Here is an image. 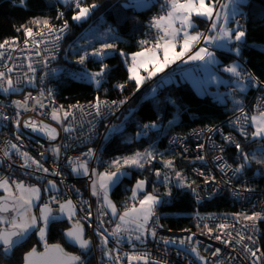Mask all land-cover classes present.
I'll use <instances>...</instances> for the list:
<instances>
[{
	"label": "snow or ice",
	"instance_id": "obj_1",
	"mask_svg": "<svg viewBox=\"0 0 264 264\" xmlns=\"http://www.w3.org/2000/svg\"><path fill=\"white\" fill-rule=\"evenodd\" d=\"M61 2L74 6V14L71 19L77 23L89 19L92 13L99 7L97 3L85 4L84 0H61ZM246 2L247 0H162L159 4L161 11L154 15L149 22L150 33H153L154 30V34H150L149 38L139 40L137 43L140 46V51L131 54V64L128 67L130 74L129 80H134L137 90H139L146 80L152 79L177 61L184 63L202 62L205 68L210 70L218 63L215 49H226L228 52L233 53L235 57L242 58V46L244 45L246 32L237 17L243 16L241 9L245 6ZM24 3L25 0H21V4ZM150 3L151 0H132L131 3L125 4L124 7H147ZM197 18L209 22L206 31L199 30V26L196 23ZM56 19L63 20V23L56 26L47 17L33 18L30 23L36 26V31L33 30L32 26L27 25H22L21 28L16 29L18 32L23 30L25 36L23 42L24 47L20 50H28L29 53L34 51L36 56L41 57L35 63L42 64L44 68L48 67L50 60L56 58L55 52L59 49L60 41L69 30V23L64 19V13L62 11L57 12ZM102 35L116 39L112 28H109ZM17 43V38L5 40L0 43V61H10L13 59L11 52L17 50ZM201 44L203 46L198 47ZM49 45H51V48H49ZM41 46H43L45 53L50 54L42 55ZM177 48H179V51H177ZM114 49H116V44L107 42L102 43L100 48H94L91 52H88L86 49L77 48L76 51L82 50V54L78 56L76 62L83 65L89 56H94L102 60L109 50ZM6 51L8 52L7 56H5ZM119 54L125 58V63H128L127 54L122 50L119 51ZM26 59L28 60L27 72L23 73L22 77L18 75L15 79L10 74L14 71L16 65L9 66L7 63L3 64L2 68H0V92L9 94L10 92L19 91L18 85L25 81L35 86V73L37 72V68L34 66L31 55L27 56ZM149 66H151L150 69ZM140 69H144L147 72V76H142L139 71ZM107 70L108 65L102 64L99 71L80 73L79 78H87L99 88ZM52 71L55 72L56 70L52 69ZM223 72L233 78L231 84L234 87L229 95L232 96L236 110L239 112V115L234 120H231L230 123L238 128L240 134L245 137L249 135L247 125L250 123L254 129L250 135L254 140L258 139L262 142L259 145V151L264 153V99L261 100V104L257 106L256 111L249 115L242 106V101L235 98L236 93H244L249 87H259L261 84H264V81H261L252 72L247 71L246 66H242L237 60H233L231 63L225 65ZM47 75L48 73L45 72L44 75L40 76V81L43 82ZM73 78L77 77L74 75ZM211 79L218 83H224L223 80L215 75H211ZM125 86V84H118L116 87L123 91ZM152 91L155 92L156 89H152ZM52 96V90L48 89L47 98H51ZM42 98H45L44 89H41L38 96L34 97L29 93L24 97L23 101H13V104L18 109L16 112L17 118L13 121L17 129L21 126L19 109L35 111L36 105L44 108L45 105L42 102ZM30 99L34 101V105L31 108L28 104V100ZM126 102L127 99L112 101L109 104V102L102 101L97 96L95 102L91 103L89 107L94 109L96 117H103V109L105 107L111 109V107L115 106L118 109L120 105ZM70 109H78L82 113L85 112V107L78 104L70 106ZM49 115L53 121H56L63 127L65 133L71 134L76 131L73 124H64L69 117H72L73 121L76 120L73 111L65 110L61 105L59 108L53 107ZM0 119L8 120L9 117L0 112ZM89 124L91 125L92 121H89ZM23 127L30 129L32 132L44 134L50 141H55L59 134L55 127L45 123L43 120L38 121L34 118L24 120ZM158 127L160 125L155 121L151 124H144L142 126L143 130L137 135H147V130ZM93 130L94 125L89 131L92 132ZM118 130L119 126L113 125L109 129V133H115ZM208 130L213 131L211 128ZM74 138L69 136V139ZM107 138L109 137L106 135L105 139ZM16 139H21L20 135H17ZM224 140L235 144L236 149L243 158V163L239 164L233 170L234 174L241 173L246 165L250 164L253 160L257 164H264V158H257L255 154L249 155V153L244 152L241 144L233 140L231 135L225 136ZM173 143H175V140ZM70 146L65 145V147ZM199 147L203 148L204 146L199 145ZM8 148L15 150L21 158L23 163L20 166L22 168L49 174V168L45 167L40 159L34 158L28 152L20 151L17 144L8 142ZM49 150L58 159L61 152V145L51 146ZM40 155L43 157L44 153L42 152ZM81 155L86 159L70 157L68 162L72 166V172L74 174L89 177L91 181V194L97 197V203L99 205L97 209L98 216H106L110 211L113 217H118V222L111 232H108L106 228L101 231L105 223L103 219L99 220V225L95 230L104 248V255L110 260H113L115 264H121L124 257H126L128 264H140V262L142 264H160L159 261L152 259L150 253L147 251L139 253L125 252L122 257L118 249H109L107 247L109 236L116 238V242L120 243L124 239L123 233L129 234V242H131V234L133 233L135 234V240L141 242L149 235L153 239L157 237L156 226L161 225L158 224V217H156V207L163 202L161 195L158 194V189L154 188L152 192H145L147 180H137L131 189V197L129 198L135 203L126 206L123 211L118 210L116 204L109 196V192L113 186L118 184L122 177L128 175L127 169H144L146 164H151L157 158L155 149L150 147L143 152H135L131 156L116 157L112 161L107 162V167L104 171L89 168V162L92 159H96L97 163H104L97 156L96 150L89 148L87 152ZM3 156L11 159L8 150H4ZM197 159L203 161L204 157L198 156ZM216 159L222 160L223 157H216ZM163 164L164 168L174 170L172 160H164ZM33 166L35 167L33 168ZM221 167L222 169H227L231 166L224 163ZM51 175L60 176L61 172L58 168H54ZM155 175L158 179L163 175V182L167 189L163 195L171 196V189L168 188V175L162 173L159 169L155 171ZM175 177L178 181V187H188L192 189L193 193L197 192L191 183L185 181L181 172L175 171ZM37 179H40V177H37ZM211 179L214 180L215 178L212 177ZM208 182L209 180L206 178L205 183ZM247 190L251 191V189ZM0 191L3 193L0 195V254L9 256L17 247L22 246L35 233L39 238V242L43 245V251H39L36 246H33L23 254V264H86L84 257L66 251L61 244H49L47 237L50 225L54 221L67 218L71 223V227L64 232L66 239L70 243L77 245L85 253L90 250L92 241L86 238L84 224L82 223V221L89 220L92 217L91 205L88 204V201L81 199L78 202L80 211L85 214L77 218V202H74L72 199H62L59 196L58 185L54 180H48L42 190L39 186L27 184L23 180H10L6 176H0ZM42 191L43 193L50 192L52 194L49 195L47 200H43ZM77 192H79L78 189ZM142 193L143 195H141ZM54 204L58 205V208L54 209L52 207ZM235 215L237 222L241 220L248 222L244 224V228L250 230L256 229L257 221L264 220V211L253 212L252 215H247L246 213H238ZM154 217H156L155 221L153 220ZM200 219L204 218L201 217ZM230 227L235 229L234 224L221 223L213 228L205 223L203 230L204 234H208L209 236L213 232H218L219 234L213 238L226 246H230L233 243L240 245L244 254L242 258L250 259L251 264H264V251H261L259 247H252L246 243L247 240L251 241L252 245H256V239L252 235L245 236L241 231H236L235 235H233L232 232L227 231ZM105 233H108V235H105ZM194 235L193 233L179 240L164 237L160 239L166 246L169 244L178 245V255L181 252L190 253L200 260L202 264H212L209 256L201 254L199 248L200 242L193 240ZM205 251H208V249H205ZM220 253L221 249L216 248L210 253V256L219 257ZM214 264H225V261L217 260Z\"/></svg>",
	"mask_w": 264,
	"mask_h": 264
},
{
	"label": "built area",
	"instance_id": "obj_2",
	"mask_svg": "<svg viewBox=\"0 0 264 264\" xmlns=\"http://www.w3.org/2000/svg\"><path fill=\"white\" fill-rule=\"evenodd\" d=\"M162 2V0H161ZM160 4V3H159ZM157 6V12H154L146 21L148 23L151 21L152 17L158 14L161 9L160 6ZM74 7V6H73ZM72 7V9H73ZM237 19L240 20L241 25L243 26V18L238 16ZM52 24L59 26L63 23L62 20L51 21ZM244 28V27H243ZM34 31L37 28H33ZM70 30V26H69ZM67 31V33L69 32ZM245 30V29H244ZM206 31V30H205ZM60 41L59 49L55 52L56 58L50 60L47 68H44L42 64L35 63L41 57L35 55V52L29 53L28 50L21 51L24 45L25 36L22 37V40H17V50L12 51L11 55L12 60L0 61V68H2L4 63H7L9 66L13 64L16 65L14 71L10 74L15 79L18 75L23 76V73L27 72L28 60L27 56L31 55L34 66L37 68L35 73L36 82L35 86L28 84L26 81L18 85L19 91L10 92L5 94L0 92V112L3 115L9 117L8 120L0 119V176H6L10 180H23L27 184H33L39 186L41 189L47 184L48 180L56 181L59 188V196L62 199H72L74 202H77V218L83 216L85 213L80 211L79 201L85 200L88 201V204L91 205L92 217L89 220H84V229L87 231L86 238L92 241L91 248L89 252L91 257L94 259L95 264H101V261L104 264H115L113 260H110L107 256L104 255V248L101 245L100 237L96 234V228L99 225V220L103 219L105 221L103 228L108 229V232H111L115 228L116 224L109 215L99 217L97 209L99 207L97 203V197L91 194L90 188V179L89 177L83 175H76L72 172V166L69 164V158L81 157V159H86L82 157V153L87 152L89 148L96 150L97 156L104 163H97L96 159H92L89 162V168H96L97 171H103V168L106 166V162L102 157L103 146L105 142L113 137L115 133H109V129L113 125H118L119 128L121 123L125 122V116L121 117L123 113V108L126 103H128L133 95L138 91H134L128 97H100L102 101H107L111 104L112 101H122L127 99V102L120 105L118 109L113 106L111 109L105 107L103 109L104 116L96 117L94 109L90 108L89 105L95 102V99H92L88 102H76L65 104L58 100V91L57 85L60 80H73L81 83H89L90 81L87 78H79L80 73H85L84 70L77 68V59H71L67 57V51L71 49L72 43L74 41L66 42V35ZM150 29L145 31V36L143 39L149 38ZM1 41L0 43H2ZM136 45L139 46L138 43ZM199 46H203L198 45ZM140 47V46H139ZM51 48V45H49ZM41 54L49 55L50 53H45L43 51V46H41ZM8 55V52H5V56ZM61 56L64 57V62H62ZM238 62L240 60L236 57L234 58ZM242 64V62H240ZM52 69L56 71L53 72ZM45 72L48 73L43 82L40 81V76L44 75ZM96 72V71H95ZM89 73H92L90 71ZM31 75V74H30ZM74 75L77 78H73ZM161 78V76H156L154 79ZM41 89L45 90V98H42V102L45 105L44 108H40L39 105H36L35 111H24V109H19L21 121V126L19 129L14 124L16 117L17 108L13 104V101H23L24 97L29 93L32 96H38ZM51 89L53 96L47 98V90ZM253 91V92H252ZM250 95V99L242 105L247 113L251 115L257 109V106L261 104V100L264 99V87L261 84L259 87H253V90ZM29 107L31 108L34 105L33 100H28ZM81 105L85 107V112H80L78 109H70L72 105ZM63 106L65 110H70L74 112L76 120L73 121L72 117H69L67 121L64 122L65 125L71 123L76 128L74 133H65L63 127L58 124L56 121L51 119L49 113L53 107L59 108ZM43 113V115H41ZM124 114V113H123ZM239 115L237 111L233 116ZM29 118H34L38 121L43 120L45 123L50 124L52 127H55L58 131V136L55 141H50L47 137L40 132H32L30 129L23 127V121ZM89 121H92V124H89ZM151 124V123H145ZM250 124V123H249ZM249 124L247 125V130L249 129ZM82 125V127H81ZM94 125V130L89 131L90 128ZM136 126L142 129V124L137 123ZM230 127L235 132V136L240 138H247L242 136L238 128L234 127L232 124H229ZM213 129L209 131L208 129ZM230 132V131H227ZM217 129L211 125H199L189 128L185 133L171 134L167 137V149L174 152L176 157H179L182 161L188 164L189 172L193 175L194 183L193 188H196L197 192L192 193V197L199 204L203 202L211 201L214 197H223L226 196L232 202V205L237 206L239 213H250L264 211V170L255 171L252 173H246L244 170L241 173H235L234 169L237 167L232 164L228 159V150L229 147H235V144L229 143L224 140L225 136L231 135L233 140L236 141V137L230 133ZM249 132V130H248ZM20 135L21 139L17 140L16 136ZM109 138L105 139V136ZM69 136L75 137L74 139H69ZM91 137V138H89ZM175 140V143L173 141ZM8 142L15 143L19 147L20 151L28 152L36 159H40L45 167L49 168V174H44L42 172L33 171V169H25L20 165L23 163L21 158L17 155L16 151L8 148ZM61 145L60 156L57 159L52 152L49 150L51 146ZM65 145H71L70 147H65ZM199 145H203V148H200ZM221 149H223L221 151ZM4 150H8L11 156V159L5 158L3 156ZM44 153L41 157V153ZM198 156H203L204 160L197 159ZM216 157H223L222 160H217ZM227 163L230 165V168L222 169V165ZM35 166H33L34 168ZM54 168H58L61 172L60 176L51 175V172ZM203 173V175H201ZM40 177V179H37ZM214 177L215 179H211ZM208 178L209 182L205 183V179ZM63 181V183H61ZM77 189L79 192H77ZM247 189H251L248 191ZM52 193H44L43 200H47V196ZM198 194V195H197ZM131 204L129 198L124 199L120 205L126 207ZM52 207L58 208V205H52ZM87 208V206H85ZM238 214V213H237ZM203 217L204 219H200ZM68 221L65 218H61L58 221ZM196 223L199 225L201 230L185 228L182 230H168L161 226H156L157 237L153 239L150 235L144 239L143 242L135 240V235H132L131 242H129L128 236H124V239L120 243L116 242V238L109 236V249H118L120 255L123 257L125 252H144L147 251L150 253L152 259L159 261L160 264H202L194 255L190 253L177 254L179 250L178 245H164L161 237L164 238H174L179 240L185 238L189 235L195 234L193 236L194 241H199V248L202 255L209 256L210 261L214 264L215 261H225V264H251L250 259H243V252L240 245L233 243L230 246H226L220 241L215 240L213 237L218 232H213L211 236L204 234L203 225L207 223L210 227L215 228L216 225L224 223L229 225H235V229L229 228L227 231H230L235 235L236 231H241L245 236L252 235L257 243L252 245L251 241H247L252 247L261 246L258 241L257 235V223L256 229L250 230L244 228V224L248 223L243 220L237 222L236 215L230 214H203L196 216ZM188 230V231H186ZM108 235V233H105ZM227 238V237H225ZM41 243V242H39ZM216 248L221 249L219 257H211L210 253ZM208 249V251H205ZM262 251V250H261ZM115 255V253H113ZM259 255V253H258ZM234 258V259H233ZM121 264H128L126 257L121 261ZM142 264V262H140Z\"/></svg>",
	"mask_w": 264,
	"mask_h": 264
},
{
	"label": "trees",
	"instance_id": "obj_3",
	"mask_svg": "<svg viewBox=\"0 0 264 264\" xmlns=\"http://www.w3.org/2000/svg\"><path fill=\"white\" fill-rule=\"evenodd\" d=\"M84 2L85 4L97 3L99 7L89 19L77 23L71 19L74 14L73 6L64 4L61 0H25L24 4H21V0H0V42L12 40L13 38L22 40L24 36L23 30L18 32L16 29L21 28L22 25L36 28L35 25L30 23L33 18L47 17L54 21L58 11L64 13V19L68 21L70 26V30L66 35V42L80 39L88 24L97 19L102 20L103 23L114 27L117 35L120 36L119 40L114 41L116 49L108 51L102 60L89 56L83 65H77V68L89 73L90 71H99L102 64H107L108 70L103 77L101 86L97 88L92 82L81 83L70 79L60 80L57 85L58 100L68 104L88 102L97 96L107 98L128 97L137 90L135 81L129 80L127 66L130 55L140 51V47L136 43L144 38L145 31L149 26L146 21L154 12H157V6L161 0H151L149 6L140 8L124 7L125 4L131 3L129 0H84ZM241 11L243 13V29H245L246 36L242 46L243 56L238 59L242 62V66H246L247 71L252 72L261 81H264V0H247ZM200 20V18H197L196 22L200 23ZM205 25L206 23L203 25L198 24L201 29ZM75 43L76 41L72 43V46ZM71 50L72 48L67 51V57L78 59L79 55ZM120 50L127 54L128 63H125V58L120 56ZM216 53L222 59L223 67L236 58L233 53L228 51L217 50ZM61 59L62 62L65 61L63 56H61ZM118 84L126 85L123 91L116 87ZM142 90L133 96L130 102L131 105L125 109L123 116L127 118L123 125L103 146L102 157L106 162L103 171L107 167V162L112 161L114 157L133 154L136 151L142 152L150 143L154 142V138L159 134V129L153 128L147 130V135L138 136L137 134L141 132V128L136 126L137 123H141L143 126L145 123L154 121L157 123L159 119L162 123L173 120L172 124L164 128V134L161 131L162 135L157 139L156 149H162L166 154L172 153L176 169L183 172L187 182L193 185L196 182H194L191 172L190 174L188 172V164L176 157L173 151L166 148L167 137L171 134L185 133L189 128L199 125H211L224 132L230 131L227 133L235 136L234 130L228 125L231 124V120H234L233 115L237 112L236 105L232 104V98L228 97V92L219 93V95L207 94L205 91L199 93L187 81L172 83L165 87L168 92L167 96L174 101L172 103L167 101L161 105L159 99L155 100L150 95L141 96ZM252 90L253 87H250L247 91L241 93L242 105L250 99ZM157 92L158 96L162 94V91ZM248 136H250V130ZM248 136L247 138L235 136V139L241 144L244 152L249 153V155L255 152V154L263 156L264 153L259 151V145L262 142L258 139H251ZM227 156L229 161L235 166L243 163V158L236 147H229ZM254 163L256 162L253 160L246 165L244 171L252 173L264 170V164L256 163L255 165ZM127 172L128 175L122 177L118 184L114 185L109 192V196L120 211L125 208L120 203L124 199L130 198L128 195L136 180L147 176L145 170H132L129 168ZM152 176L148 179L146 190L147 192H152L155 188L158 189V194L161 195L163 202L156 207V216H158V224L165 229L182 230L193 228L201 230L196 223L197 215L213 213L235 215L239 213V208L235 204L233 206L230 199L226 196L214 197L211 201L199 204L192 197L191 188H171L172 195L165 197L163 195L166 192L164 186L160 185ZM131 203H134V201L131 200ZM153 220L155 221L156 218ZM66 228L67 221L53 222L48 232V243L61 244L66 251L84 257L86 264H93L89 250L85 253L83 250L74 249L64 242L63 233ZM85 234L87 236V231ZM257 235L261 250L264 251V220L257 221ZM33 246H36L39 251L43 249V245L38 242L35 233L9 256L0 254V264H22L23 254Z\"/></svg>",
	"mask_w": 264,
	"mask_h": 264
},
{
	"label": "rangeland",
	"instance_id": "obj_4",
	"mask_svg": "<svg viewBox=\"0 0 264 264\" xmlns=\"http://www.w3.org/2000/svg\"><path fill=\"white\" fill-rule=\"evenodd\" d=\"M130 2H132V0H129ZM138 8H140V7H138ZM109 28H112L113 30H114V33H115V36H116V39H113V38H111V37H109V36H104V35H102L103 33H106L107 32V30L109 29ZM119 37L120 36H118L117 35V33H116V30H115V28L114 27H112L110 24H105V23H103V21L102 20H95L94 22H92V23H90V24H88V26H87V28L82 32V34H81V38L80 39H77V40H75L76 41V43L71 47L72 48V52H75V54H77V55H80V54H82V50L81 51H76V49L77 48H81V49H86L88 52H91V51H93V49L94 48H100L101 47V45H102V43H105V42H107V43H114V41L115 40H119ZM74 41V42H75ZM109 51H113V50H109ZM108 53V52H107ZM92 57V56H91ZM94 57V56H93ZM95 58H97V57H95ZM130 60H131V55H130ZM130 64H131V62H129L128 63V66L127 67H129L130 66ZM215 74H221V73H219V72H216ZM222 76H221V78L220 79H226L227 77L226 76H224L223 74H221ZM167 77H169L170 78V80L174 83V84H176V83H178V82H182L183 80L182 79H176V76L175 77H170V76H167ZM152 86V84L150 83H147V81L145 82V83H143L142 84V86L140 87V89L139 90H136V91H138L137 93H139V91L140 90H142L141 91V96H143V95H147L148 93H149V91H150V89H155L156 87H158L159 88V90H156L155 92H153L152 91V94H150V96H152V97H154L155 98V100H160V103H161V105L162 104H165L167 101H170L171 103L172 102H174L173 101V99H171L170 97H168L167 96V91L165 90V87H168L169 85H167L166 83H164V82H158V83H156L155 85H154V88H152L151 86ZM198 85H196L195 87H197ZM144 87V88H143ZM250 88V87H249ZM248 88V89H249ZM169 89V88H168ZM247 89V90H248ZM163 90H165V91H163ZM246 90V91H247ZM157 91H162V94L160 95V96H158L157 94H158V92ZM229 91V93H231L232 92V90L230 89V90H228ZM227 91V92H228ZM217 92V91H216ZM220 92H222V91H220ZM136 93V94H137ZM229 93L227 94L228 95V97H232V96H230L229 95ZM134 96V95H133ZM235 98H237L238 100H239V98L241 99V97L238 95V94H235ZM126 97V96H125ZM133 98V97H132ZM132 98H131V100H132ZM131 100L128 102V103H126L125 104V106H124V108H123V113L125 112V109L127 108V107H129V105H131ZM233 104V103H232ZM123 113L121 114V117L120 118H122L123 117ZM253 114V113H252ZM171 122V123H170ZM174 121L173 120H169V121H167L166 123H162L161 122V120L159 119L158 121H157V124L158 125H160V127H158V129H159V131H158V133L159 134H157V137L156 138H154V142H152V143H150L149 144V146L146 148V149H149L150 147L151 148H154L155 149V151H156V153H157V158L155 159V160H153L152 162H151V164H146L145 165V168L144 169H138V168H130V169H132V170H136V169H138V170H145V174L147 175L145 178H139V179H137V180H140V179H146L147 180V182H148V179H149V177L151 176V175H153L152 177H154V179L160 184V185H162V186H164V188H165V191H167V189H166V187H165V184H164V182H163V180H164V177H163V175L158 179L157 177H156V175H155V171L157 170V169H159V170H161V172L162 173H166L167 175H168V177H169V183H168V188H178V189H180L181 187H178L177 186V184H178V181H177V179H176V177H175V171H179V172H181L180 170H177L176 169V167H175V160H174V156L172 155V153H168V154H166L165 153V151L164 150H162V149H156V144H157V142H158V138L160 137V135H162L161 134V131L163 132V134H164V128H167L170 124H172ZM123 123H121V125H122ZM248 130H250V133L252 132V131H254V129L251 127V125L249 124V129ZM248 137H250L251 139H253L252 137H251V135L250 136H248ZM255 150V149H254ZM136 152H138V151H136ZM140 152V151H139ZM143 152V151H142ZM162 154V155H161ZM254 154H255V152H254ZM132 154H126V155H124V156H131ZM256 156H257V158H262V157H264V155L263 156H259V155H257V154H255ZM116 157H123V156H116ZM116 157H114V158H116ZM113 160V159H112ZM164 160H172L173 161V164H174V170H172V169H167V168H164V164H163V161ZM255 165H256V163H254ZM189 172V171H188ZM182 173V176L184 177V175H183V172H181ZM189 174H190V172H189ZM185 178V177H184ZM136 180V181H137ZM185 181L187 182V180H186V178H185ZM188 183V182H187ZM136 184V182L133 184V186ZM147 185L148 184H146V187H145V192L147 191L146 189H147ZM132 186V187H133ZM188 187H184V188H182V189H187ZM43 190V189H42ZM43 195H44V193H43V191H42V199H43ZM141 195H143V193L141 194ZM128 196H130L131 197V192L129 193V195ZM165 197H168V196H165ZM46 198H48V196L46 197ZM110 199H111V197H110ZM112 200V199H111ZM135 203V202H134ZM131 204H133V203H131ZM131 204H129L128 206H130ZM118 208V207H117ZM119 210V209H118ZM124 210V209H123ZM108 215L110 216V218H112L113 220H114V222H115V224L118 222V217H113L112 215H111V213H110V211H109V213H108ZM247 215H252V214H247ZM156 217H158V216H156ZM156 217H154L153 219H155ZM65 219H67V218H65ZM35 236H37L36 234H35ZM41 245H42V243H41ZM76 254V253H75ZM90 255H91V253H90ZM91 257V256H90ZM91 259H92V262H93V264H95V262H94V259L91 257ZM101 264H104V262L103 261H101Z\"/></svg>",
	"mask_w": 264,
	"mask_h": 264
},
{
	"label": "crops",
	"instance_id": "obj_5",
	"mask_svg": "<svg viewBox=\"0 0 264 264\" xmlns=\"http://www.w3.org/2000/svg\"><path fill=\"white\" fill-rule=\"evenodd\" d=\"M200 25H203L204 23H206L205 27L203 29H201L199 27L200 31H205L207 30L208 26H209V22L201 19L200 20ZM234 26V25H233ZM195 50V49H194ZM217 50H223V51H227L226 49H215V51ZM177 51H179V48H177ZM162 57V54H161ZM216 57H217V65L214 66L213 68L206 69L205 66L203 65L202 62H189V63H184L182 61H177L175 64H171L170 66H168L167 68H165V70L163 72L158 73L156 76H162L161 78L159 77L158 79H150V80H146L147 83H151L152 84V88H154V85L158 82H164L167 85L172 84L173 82L170 80L169 77H175L176 79H182L184 82H188L189 85H191L194 90L196 92H206L214 94V95H219V93H227L228 90H233L234 85L231 84L232 81V77H230L229 74L223 72V63L221 62L222 59L220 58V56L218 55V53H216ZM129 62H131V60H129ZM222 63V64H221ZM151 68V66H149V69ZM140 74L142 76H147V72L144 69H140ZM216 72H219L221 74H223L224 76H226V79H221L224 81V83H218L214 80L211 79V75H215L219 78H221V74H215ZM129 73V72H128ZM130 75V74H129ZM155 76V77H156ZM145 81V82H146ZM144 82V83H145ZM196 85H198L197 87H195ZM156 90H159L158 87L155 88ZM217 91V92H216ZM222 91V92H220ZM229 93V91H228ZM152 94V89H150L149 93L147 94L150 95ZM238 95L241 97V99L239 98V100L242 101V94L238 93ZM236 97V96H235ZM232 98V97H231ZM237 99V98H236ZM232 103H233V98L231 99ZM234 104V103H233ZM147 192V191H146ZM2 191H0V195H2ZM120 211V210H119ZM123 211V210H122ZM122 235L128 236V233H123ZM131 235H135L134 233ZM38 242H39V238L38 236H36Z\"/></svg>",
	"mask_w": 264,
	"mask_h": 264
},
{
	"label": "water",
	"instance_id": "obj_6",
	"mask_svg": "<svg viewBox=\"0 0 264 264\" xmlns=\"http://www.w3.org/2000/svg\"><path fill=\"white\" fill-rule=\"evenodd\" d=\"M69 227H71V223L69 222V221H67V228L64 230V232L69 228ZM85 233H86V230H85ZM86 235V234H85ZM63 240H64V242L68 245V246H71L72 248H77V249H79V247L77 246V245H74V244H72V243H70L67 239H66V237L64 236V233H63ZM79 250H81V249H79ZM42 251H43V249H42ZM22 264H23V262H22Z\"/></svg>",
	"mask_w": 264,
	"mask_h": 264
},
{
	"label": "clouds",
	"instance_id": "obj_7",
	"mask_svg": "<svg viewBox=\"0 0 264 264\" xmlns=\"http://www.w3.org/2000/svg\"><path fill=\"white\" fill-rule=\"evenodd\" d=\"M162 77V76H161ZM153 80H154V78H153Z\"/></svg>",
	"mask_w": 264,
	"mask_h": 264
}]
</instances>
